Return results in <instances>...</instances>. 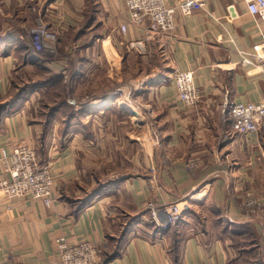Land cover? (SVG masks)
Listing matches in <instances>:
<instances>
[{
    "label": "crops",
    "instance_id": "0c3cea01",
    "mask_svg": "<svg viewBox=\"0 0 264 264\" xmlns=\"http://www.w3.org/2000/svg\"><path fill=\"white\" fill-rule=\"evenodd\" d=\"M127 17L125 0H0V176L24 143L55 179L51 206L0 195V264H62L60 237L92 242L99 264H264V215L241 207L249 191L264 203V131L237 134L218 107L261 99L262 72L240 62L264 56V23L244 0H204L171 35L122 33ZM175 70L193 72L197 106L176 96ZM185 196L178 224L152 226L145 202Z\"/></svg>",
    "mask_w": 264,
    "mask_h": 264
},
{
    "label": "built area",
    "instance_id": "2783aa9c",
    "mask_svg": "<svg viewBox=\"0 0 264 264\" xmlns=\"http://www.w3.org/2000/svg\"><path fill=\"white\" fill-rule=\"evenodd\" d=\"M252 16L264 23V0H244ZM128 17L119 29L125 33L129 25L144 28L147 36L155 34L171 35L175 29V18L178 14L188 15L203 8L204 0H179L176 4L167 5L165 0H125ZM38 35L43 46L52 50L57 42V35L45 24L39 22L31 31ZM128 47L137 51L144 50L143 40L131 41ZM241 65L255 64L264 77V56L244 58ZM178 99L189 108L197 106L204 96V91L195 85L192 71L175 70L171 75ZM222 121H229L237 134L246 135L260 130L264 131V93L258 102H236L222 100L219 104ZM226 138V136H224ZM3 175L0 176V195L11 207L14 200L29 198L40 200L51 206L54 201L53 189L55 179L49 163L41 165L35 149L28 144L20 143L13 147L7 159H3ZM192 166V164H190ZM185 196L179 201L158 203L148 200L143 210L154 228L167 231L178 224L189 200ZM241 207L247 216L264 215V203L254 192L249 191L242 200ZM58 257L62 264H99L98 248L89 240L69 243L66 238L56 240Z\"/></svg>",
    "mask_w": 264,
    "mask_h": 264
},
{
    "label": "trees",
    "instance_id": "16d2710c",
    "mask_svg": "<svg viewBox=\"0 0 264 264\" xmlns=\"http://www.w3.org/2000/svg\"><path fill=\"white\" fill-rule=\"evenodd\" d=\"M49 57V56H48ZM48 57H45V59L46 58H48ZM51 78L52 79H57V81H59L58 79H59V77L58 76H51ZM31 90L32 89V86L31 85H26V86H24L22 89H20L19 91H18V93L14 96V99H19V98H21L22 97V94H23V92H25L26 90ZM65 101H67V100H65ZM73 116V112L72 113H70V115H68V119L69 118H71ZM66 126H67V123H66ZM110 183H107V184H99L91 193H90V196L87 198V200H85V202L86 201H89L90 199H92L93 197H95L97 194H99L107 185H109ZM80 208H82V206H80L79 207V209ZM115 257V255H113L111 258H110V260L111 259H113Z\"/></svg>",
    "mask_w": 264,
    "mask_h": 264
},
{
    "label": "rangeland",
    "instance_id": "374dc122",
    "mask_svg": "<svg viewBox=\"0 0 264 264\" xmlns=\"http://www.w3.org/2000/svg\"><path fill=\"white\" fill-rule=\"evenodd\" d=\"M55 50H56V49H55ZM18 84H19V83H18ZM114 116H115V115H114ZM122 128H124V130H126V129H127V125H123ZM121 131H122V129H121ZM106 184H107V183H106ZM95 188H96V187H95ZM95 188H94V189H95ZM94 189H93V190H94Z\"/></svg>",
    "mask_w": 264,
    "mask_h": 264
},
{
    "label": "bare ground",
    "instance_id": "6f19581e",
    "mask_svg": "<svg viewBox=\"0 0 264 264\" xmlns=\"http://www.w3.org/2000/svg\"><path fill=\"white\" fill-rule=\"evenodd\" d=\"M110 103V102H109ZM132 109V108H131ZM132 111V110H131ZM128 112V111H127ZM133 112V111H132ZM131 113V112H130ZM135 113V112H134Z\"/></svg>",
    "mask_w": 264,
    "mask_h": 264
}]
</instances>
